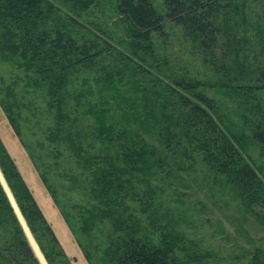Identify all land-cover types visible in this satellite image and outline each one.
Returning a JSON list of instances; mask_svg holds the SVG:
<instances>
[{"label": "rangeland", "instance_id": "1", "mask_svg": "<svg viewBox=\"0 0 264 264\" xmlns=\"http://www.w3.org/2000/svg\"><path fill=\"white\" fill-rule=\"evenodd\" d=\"M151 1L166 12L162 0ZM43 2L48 19L40 29L60 25L103 50L92 66L67 70L61 86L51 61H36L49 67L43 78L21 54L0 52V171L25 223L0 180V255L25 264L16 251L23 237L38 264H120L111 252L128 231L150 245L175 239L184 264H256L264 253V153L250 128L257 117L231 79L264 70V0H232L219 13L214 58L169 20L163 35H152L151 53L134 54L117 0ZM231 32L240 46L236 37L237 47L229 43ZM180 80L197 85L179 90ZM196 93L212 99V125L255 171L257 196L213 168L191 124L183 128L185 100L207 109ZM7 155L38 215L20 207ZM111 163L122 179L113 218L101 214L109 206L100 189Z\"/></svg>", "mask_w": 264, "mask_h": 264}, {"label": "trees", "instance_id": "2", "mask_svg": "<svg viewBox=\"0 0 264 264\" xmlns=\"http://www.w3.org/2000/svg\"><path fill=\"white\" fill-rule=\"evenodd\" d=\"M43 1L0 0V52L2 54L1 56H4L3 54L7 51L6 53L9 57H13L15 54H21L25 60V68L35 69L40 75L49 74L47 72L49 67L36 64V61H51L56 72V75L53 74L55 80H57L55 82H58L61 86L67 70L81 63L86 66H92L99 52L103 49H99L90 40L79 42L67 33L65 29L58 28L60 25L56 26L53 30L54 32L48 31L44 26L45 24H43V29H40L39 25L48 19V9L43 6ZM162 1L166 7L165 13L158 11L151 0H117L119 17L125 23L130 33L134 54L145 55L151 53L150 51H152L153 45L152 35H163L165 24L169 20L180 26L193 41L198 43L207 55L214 58L216 55L215 50L222 47L220 43L222 29L217 18L219 13L232 0ZM227 37L229 40L232 39V42L229 43L237 47L236 42L233 41L236 36L231 32ZM236 38L240 46L241 39ZM44 45L47 46L46 50L42 48ZM221 57H224V52ZM29 59H31V62H29ZM251 71L253 72H243V76L235 73L231 80L237 84L236 88L239 97L243 98V108L246 109L247 114L257 117L258 121L254 120V123L250 124V128L252 136L260 144L261 150L264 153V70ZM176 85L179 90L185 89L193 92L197 84L180 80L176 82ZM56 88L58 89L60 87L57 86ZM195 96L207 109H204L203 106L198 104L189 105L188 101L185 100V110L187 112H183L184 115H181V121L186 116L189 119H185V123L182 122L183 128L188 130L191 124L193 133H196V135L193 134L194 139L196 140L197 138L199 141L206 161L210 162L213 168H217L223 173L231 174L244 191L249 193L250 196H257L259 189L256 184L257 176L255 171L249 165L241 163V158L237 155L232 142L225 139L221 132H218L216 127L212 125V119L208 114V109L212 108V99L201 93H196ZM193 121H195L194 124ZM6 157L10 160L8 155ZM109 165L111 168L104 170V176L101 177L103 182L100 187L104 194L101 201H103L105 206H109V209L104 207L101 214L113 218L112 216L118 217V213L116 209L113 210L110 208V205L113 206L114 202L116 203L118 200V191L121 190V176L117 174L115 164L111 163ZM0 166L3 167V161H0ZM110 169H112V175L107 174L110 172ZM9 170L10 176L15 177L19 183V185L13 186V192L20 207L25 209L26 206L29 210L33 209L31 211L35 215H38L40 211L36 207L28 188L23 183L19 171L12 160L9 161ZM0 180L22 224H25L1 171ZM0 200L4 203L6 202L5 194L1 187ZM4 206L7 208L8 205L6 206L4 204ZM9 211L11 212L10 207ZM24 226L26 227V225ZM117 230H122V228L117 227ZM124 235V238L117 244L115 243V246H113L114 250L111 252L117 263L184 264L173 253L175 249L174 244H176L175 239H169V242H166L164 236L163 243L156 246L143 242L140 238L134 237V235L131 236L128 231H125ZM177 237V235L174 236L176 240ZM31 247L35 250L32 245ZM16 251L25 259V264H38L33 252L23 237L19 239ZM10 262L12 263V259L9 256L7 257L4 254L0 255V264H10ZM22 263L23 261L18 262V264ZM185 264H188V262ZM256 264H264V253L262 256L257 257Z\"/></svg>", "mask_w": 264, "mask_h": 264}]
</instances>
